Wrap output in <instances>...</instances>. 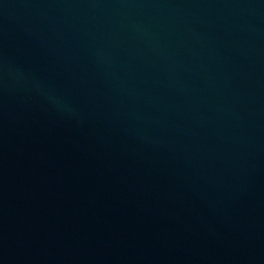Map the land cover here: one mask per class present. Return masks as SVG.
Returning <instances> with one entry per match:
<instances>
[{
    "label": "water",
    "instance_id": "water-1",
    "mask_svg": "<svg viewBox=\"0 0 264 264\" xmlns=\"http://www.w3.org/2000/svg\"><path fill=\"white\" fill-rule=\"evenodd\" d=\"M0 264H264V0H0Z\"/></svg>",
    "mask_w": 264,
    "mask_h": 264
}]
</instances>
